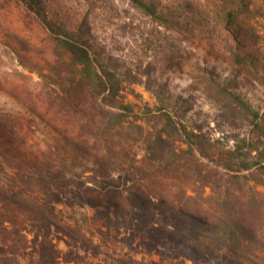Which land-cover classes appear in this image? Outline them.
<instances>
[{
    "label": "rangeland",
    "instance_id": "374dc122",
    "mask_svg": "<svg viewBox=\"0 0 264 264\" xmlns=\"http://www.w3.org/2000/svg\"><path fill=\"white\" fill-rule=\"evenodd\" d=\"M147 1L169 22L144 13L129 0H43L49 18L66 27H75L86 17L94 53L121 79L117 100L133 108L134 114L124 116L121 125L114 124L116 128L110 136H89L90 156L78 158L73 164L75 171H82V179L96 188L128 185L127 171L145 156L144 166L162 167L164 161L151 158L145 149L146 142L162 129L161 120L152 117L159 108L194 131L199 147L227 148L236 138L255 140L264 133V0H240L242 11L234 15L227 13L236 8L239 0ZM171 20L177 23L173 25ZM227 20L238 31L240 52L251 60L257 73L252 65L234 58L232 51L237 42L225 28ZM51 59L45 30L18 1L0 0V113L32 119L25 132L27 145L33 149L59 145L52 128L34 117L25 105L35 103L40 109L46 106L38 73L50 71ZM212 79L236 94L257 117L232 110L235 100ZM48 113L53 117L52 111ZM58 117L59 125L70 119ZM109 120L108 116L103 124ZM75 131L76 136L86 133L79 127ZM170 139L173 143L167 145L165 155L173 162L153 170L155 178L171 190L182 185L193 196H210L209 202H204L207 207L216 199L228 198L223 189L214 192L197 178L196 168L207 163L199 151L188 157L182 138L172 133ZM97 154L105 155L103 171L111 172L109 178H98L90 171L98 167ZM254 172H244L251 185L260 178ZM147 173L136 176L147 178ZM4 177L8 175L0 171V178ZM255 188L264 195L263 184ZM52 199L56 220L70 234L52 226L46 234L44 229L30 225L28 214L17 215L13 222L0 226L1 259L10 264H38L43 255L50 264L48 259L54 250V264H227L221 255L181 256L170 245L156 248L147 231L136 229L135 221L127 226L122 218H107L103 206L99 210L71 206V194L62 193L59 200H55L56 196ZM259 253L255 261L243 257L242 264H264V252Z\"/></svg>",
    "mask_w": 264,
    "mask_h": 264
},
{
    "label": "trees",
    "instance_id": "16d2710c",
    "mask_svg": "<svg viewBox=\"0 0 264 264\" xmlns=\"http://www.w3.org/2000/svg\"><path fill=\"white\" fill-rule=\"evenodd\" d=\"M16 1L45 30L52 52L50 71L38 73L45 110L35 103L25 105L34 117H39L52 128L59 145L33 149L27 145L25 132L32 119L19 114L0 113V171L8 175V178H0V226L6 221L13 222L17 215L28 214L30 225L44 229L46 234L51 226L70 234L71 231H65L56 220L52 199L56 196L55 200H59L63 193L72 195L71 206H89L97 210L103 206L107 218H122L127 226L135 221L136 229L147 231L156 248L170 245L178 249L181 256L187 253L212 258L221 255L227 264H242L243 257L259 258V252H264V195L255 186L264 185V133L255 140L236 138L234 144L227 148L199 147L194 131L187 130L180 121H174L167 111L159 108L152 117L161 120L162 129L146 142L145 149L151 158L158 159L159 163L164 161L162 167L151 169L150 165L144 166L145 156L141 163L127 171L128 185L110 184L107 189L89 185L82 179V171L74 170L75 160L90 156L89 136H110L116 128L114 124L121 125L124 116L134 114L133 108L117 100L121 79L94 53L86 17L75 27H66L49 18L43 0ZM129 1L155 19L169 22V18L157 11L152 2ZM242 5L239 0L237 10L235 8L227 14H236ZM227 21L225 28L237 42L232 51L234 58L253 67L246 54L240 52L242 41L238 38V31ZM171 23L175 25L177 20H171ZM212 82L235 100L232 110L257 117V113L236 94L213 79ZM49 111L53 112V117ZM58 116L70 119L59 125ZM108 116L110 120L104 125ZM78 127L84 128L86 133L76 136L74 133ZM172 133L178 134L187 144L184 151L188 157L199 151L200 157L207 161L195 170L199 181H205L214 192L220 193L223 189L228 198L216 199L207 207L205 203L209 202L210 196H193L188 194V187L182 185L171 190L155 178L153 170L164 169L167 162H173L170 156L165 155L167 145L173 143L170 139ZM104 156L97 154L95 164L98 167L90 170L98 178H109L111 174L103 171ZM251 169L260 177L252 185L244 173ZM140 172L150 173L146 174L147 178L137 177ZM103 182L106 183L105 180ZM154 217L157 221L153 220ZM54 252L48 259L50 264H54L57 257ZM0 264L10 263L0 258ZM38 264H47L43 255Z\"/></svg>",
    "mask_w": 264,
    "mask_h": 264
}]
</instances>
